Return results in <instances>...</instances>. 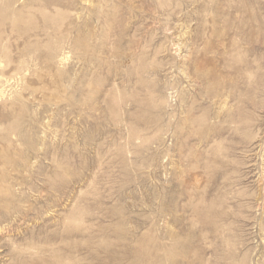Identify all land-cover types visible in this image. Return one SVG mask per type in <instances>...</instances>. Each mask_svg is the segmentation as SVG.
I'll list each match as a JSON object with an SVG mask.
<instances>
[{"label":"rangeland","instance_id":"obj_1","mask_svg":"<svg viewBox=\"0 0 264 264\" xmlns=\"http://www.w3.org/2000/svg\"><path fill=\"white\" fill-rule=\"evenodd\" d=\"M0 264H264V0H0Z\"/></svg>","mask_w":264,"mask_h":264}]
</instances>
